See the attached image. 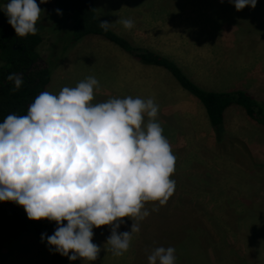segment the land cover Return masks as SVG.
I'll return each instance as SVG.
<instances>
[{"label":"rangeland","instance_id":"1","mask_svg":"<svg viewBox=\"0 0 264 264\" xmlns=\"http://www.w3.org/2000/svg\"><path fill=\"white\" fill-rule=\"evenodd\" d=\"M7 2L0 0V6ZM36 2L43 10L36 24L42 37L37 51L42 60H48L58 32L51 23L64 22L65 14L57 15L56 9L49 7V0ZM93 3L98 18L113 23L111 29L133 45L170 58L189 77L202 80L208 89H243L264 106V0H257L254 9L245 7L239 12L230 0ZM119 19H132L135 26L125 30L115 23ZM66 56L67 60L61 59L51 69L54 83L58 85L64 79L53 94L95 76L99 83L103 82L96 92L104 98L109 96L112 89H107L106 81L100 77L112 63L128 67L131 79L127 96L156 99L159 86L170 87L172 77L166 71L138 65L134 59L127 66L124 53L96 36L83 38L69 48ZM64 61L68 69L72 68L69 79L60 66L65 65ZM85 72L86 77L82 76ZM97 100L94 97L93 101ZM179 113L183 118V112ZM167 116L164 113L157 118L161 126L171 123ZM183 124H173L172 130L162 127L168 141V131L176 137L169 142L176 157L170 177L175 181L173 195L163 206L158 202L145 205L150 215L139 222L140 232L133 234L130 248L122 256H111L109 251L113 258L109 263L148 264L152 250L171 246L176 250V264H264V192L260 190L264 183L260 179L258 186H253L252 177L257 172L264 173V168L255 167L257 156L252 153L249 130L229 120L225 130L223 126V139L217 141L213 131H193ZM260 162L264 160L260 158ZM259 177L263 179L264 175ZM254 187L258 188L255 192ZM154 207L159 210L153 211ZM17 217L23 220L15 203L0 202V260L8 259L11 247L23 248L19 237L23 228L28 230L23 224L18 227ZM131 225L130 218H123L118 233L130 232Z\"/></svg>","mask_w":264,"mask_h":264},{"label":"clouds","instance_id":"2","mask_svg":"<svg viewBox=\"0 0 264 264\" xmlns=\"http://www.w3.org/2000/svg\"><path fill=\"white\" fill-rule=\"evenodd\" d=\"M230 2L237 12L257 4ZM0 8L18 37L36 34L43 12L36 0H8ZM115 23L125 30L135 26L132 19ZM112 24L98 26L107 32ZM8 79L16 89L24 83L22 74ZM98 87L89 76L58 94L42 91L27 114L10 113L0 123V202L23 207L30 221L55 222L53 234L42 233L41 241L70 262L97 260L101 247L92 242L93 229L102 226L111 229L107 251L122 256L150 215L145 205L163 206L175 190L176 157L157 120L159 105L132 96L93 103ZM125 217L131 230L118 233ZM175 251L157 247L148 264H176Z\"/></svg>","mask_w":264,"mask_h":264},{"label":"trees","instance_id":"3","mask_svg":"<svg viewBox=\"0 0 264 264\" xmlns=\"http://www.w3.org/2000/svg\"><path fill=\"white\" fill-rule=\"evenodd\" d=\"M53 9H60L65 14V21L59 22L53 27L57 28L56 42L48 60H42L37 51L42 42L41 35L18 37L13 28L8 24V17L0 11V123L10 113L18 115L27 114V109L34 98L45 90L50 81L51 69L56 63L64 58V55L71 46L87 36H96L115 45L119 50L130 58L143 65L156 66L166 70L181 89L197 99L203 106L209 125L215 134L216 140L223 139V114L230 106L242 107L248 117L260 124H264V106L243 90L228 92L208 91L195 84L182 69L170 58L160 53L133 45L129 40L114 32L111 28L104 32L100 29L101 21L96 13L93 0H49ZM9 31L16 36L7 42ZM19 48L14 49V46ZM27 69V77L23 85L16 89L13 81L8 77L11 74H21ZM23 221L45 245L51 254V264H75L67 257L61 256L53 248L47 245V239L42 242L41 234L51 235V229L56 226L55 222L47 220H28L23 207L16 204Z\"/></svg>","mask_w":264,"mask_h":264},{"label":"crops","instance_id":"4","mask_svg":"<svg viewBox=\"0 0 264 264\" xmlns=\"http://www.w3.org/2000/svg\"><path fill=\"white\" fill-rule=\"evenodd\" d=\"M125 55L126 57L124 58L128 61L127 66H129L132 58H130L127 54ZM68 58L69 57L66 56L63 59L67 60ZM64 64L65 65L62 64L60 66H62V70L64 69L66 78L69 79L68 76H70L69 73L72 70V68L68 69L67 61L66 62L64 61ZM139 64L141 63H138V65ZM75 65H76V61H75ZM143 66H146V65H143ZM153 67L155 69L166 71L160 67H156V66H153ZM127 68L128 67H125L124 65L120 67L118 66V64L115 65L114 63H112V65H110L107 68L106 72H102V76L100 77V80L106 81V83L104 84L106 85L107 89L109 88L112 89V93L109 96H106L104 98V96L101 97L100 93H97L95 90L94 97L95 99H98V100L93 101V103L103 102L111 98H116V96H120V95H122L123 98L129 95V87H130L129 81L131 78H130L129 71L127 70ZM86 72L82 76L86 77L87 76ZM127 75H128V80H127ZM189 78L195 84H197L201 88L208 90V91L228 92V91H233V90H243V89H233V88L228 89L227 87H218L214 89H208L201 82L202 80L199 81L192 76ZM63 80H61L57 85L56 82L55 83L53 82L52 76H50V81L44 91L53 93L55 89L61 85ZM102 85H103V82L99 83V87H103ZM227 85L231 86V84H227ZM168 86L170 87L167 88L166 85L163 87L159 86L160 90L155 92L156 99H154V101L159 105L158 117L162 116V114L165 113L169 115L167 117H170V120H171L170 124H165L164 126L162 125V127L172 130L174 128L173 124L174 126L180 127V123L183 121L184 122L183 127H186L188 129L190 128L193 131L195 130V128H198V129L203 128L204 131H206L208 134L209 132H212V129L209 125L205 110L203 106L200 104V102L197 101V99H195L189 93L181 89L180 86L176 83V81L173 78L171 79ZM243 91H246V90H243ZM179 110L183 112V118L180 117ZM229 117H231V119H229ZM229 120H234V122L237 125L240 124L242 126L240 128L244 130H249V137L251 138L250 144L253 150L252 153L253 155L256 154L257 156V163L255 167L258 170L259 168L260 169L264 168V162L263 163L260 162V158L264 160V124H260L256 122L255 120H253L252 118L248 117L245 110L240 106H230L225 109L224 114H223L224 130H225V127H227ZM165 132L167 131L165 130ZM167 136L171 137L169 139V142L173 143L176 138L175 135L172 132L168 131ZM257 173L252 176L253 186H256V185L258 186L259 184L258 182L260 179H261V182L264 183V178L262 179L259 177V176H263L264 173L263 172H261V174L259 173L257 174ZM263 188L264 186L262 185V189H260L262 192H264ZM257 190L258 188L254 187L252 191L255 192ZM20 218L21 217H17L18 221L20 222L18 227L20 228L23 224V226H25V228H27L28 230L26 231V229L23 228V231H21L23 235L19 237L20 239L19 241L21 242V246L23 248L11 247V251L9 252L10 256L8 257L6 261L1 259L0 264H51V254H50L49 249L36 238V236L30 231V229L27 227L26 224L24 225V221ZM55 228L56 226L51 229V234H53ZM94 230L96 231L95 232L93 231L94 236H93L92 242L101 247V252L99 253L97 260L93 262H88V261H82L78 258L74 260L75 264H110L109 259L113 260V258H111L109 255V251H107L108 245L106 244L107 238L111 234L110 227L102 226L100 228H94ZM17 245L20 246L19 242H17ZM9 253H1V254L8 255ZM69 255H71V253H69Z\"/></svg>","mask_w":264,"mask_h":264},{"label":"flooded vegetation","instance_id":"5","mask_svg":"<svg viewBox=\"0 0 264 264\" xmlns=\"http://www.w3.org/2000/svg\"><path fill=\"white\" fill-rule=\"evenodd\" d=\"M51 26H52V23H51ZM8 33H9V37H8L7 42H9L11 39H15V43H16L17 42L16 41V36L11 34V31H9ZM18 46H20V45H18ZM27 72H28L27 69L21 71V74L23 76V80H25V78L27 77Z\"/></svg>","mask_w":264,"mask_h":264},{"label":"water","instance_id":"6","mask_svg":"<svg viewBox=\"0 0 264 264\" xmlns=\"http://www.w3.org/2000/svg\"><path fill=\"white\" fill-rule=\"evenodd\" d=\"M17 48H19V46H14V49H17Z\"/></svg>","mask_w":264,"mask_h":264}]
</instances>
